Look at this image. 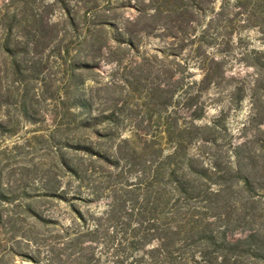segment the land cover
Here are the masks:
<instances>
[{"label": "rangeland", "instance_id": "1", "mask_svg": "<svg viewBox=\"0 0 264 264\" xmlns=\"http://www.w3.org/2000/svg\"><path fill=\"white\" fill-rule=\"evenodd\" d=\"M233 4L0 0V264H99V218L143 202L153 165L181 141L194 154L206 124L251 181L230 237L257 231L264 258V3Z\"/></svg>", "mask_w": 264, "mask_h": 264}, {"label": "trees", "instance_id": "2", "mask_svg": "<svg viewBox=\"0 0 264 264\" xmlns=\"http://www.w3.org/2000/svg\"><path fill=\"white\" fill-rule=\"evenodd\" d=\"M229 1L241 8L236 16L242 17L248 6L253 10L249 15L256 17L255 7L264 3ZM201 118L196 114V120ZM215 127L196 128L199 147L194 154L181 141L175 154L153 165L143 186V202L128 206L122 200L103 213L93 231L103 246L99 264L104 256L109 264H257L264 259L257 231L247 241L230 237L232 225L245 226L252 217V203L243 202L238 193L252 192L251 181L241 175L240 164L223 168L209 152L214 139L201 133Z\"/></svg>", "mask_w": 264, "mask_h": 264}]
</instances>
